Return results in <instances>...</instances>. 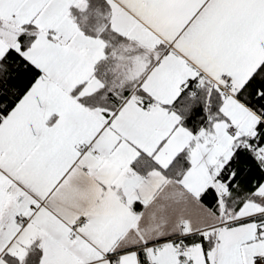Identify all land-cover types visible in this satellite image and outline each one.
<instances>
[{
    "label": "snow or ice",
    "instance_id": "obj_1",
    "mask_svg": "<svg viewBox=\"0 0 264 264\" xmlns=\"http://www.w3.org/2000/svg\"><path fill=\"white\" fill-rule=\"evenodd\" d=\"M0 264H264V0H0Z\"/></svg>",
    "mask_w": 264,
    "mask_h": 264
}]
</instances>
